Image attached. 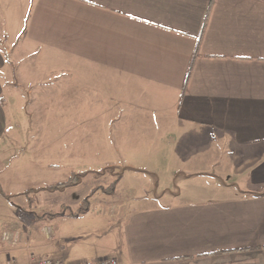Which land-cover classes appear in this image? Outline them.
I'll return each mask as SVG.
<instances>
[{
  "label": "crops",
  "instance_id": "crops-1",
  "mask_svg": "<svg viewBox=\"0 0 264 264\" xmlns=\"http://www.w3.org/2000/svg\"><path fill=\"white\" fill-rule=\"evenodd\" d=\"M62 109L102 126L119 177L113 198L46 219L28 143ZM127 175L142 185L117 194ZM0 186V264H264V1L0 0Z\"/></svg>",
  "mask_w": 264,
  "mask_h": 264
},
{
  "label": "rangeland",
  "instance_id": "rangeland-1",
  "mask_svg": "<svg viewBox=\"0 0 264 264\" xmlns=\"http://www.w3.org/2000/svg\"><path fill=\"white\" fill-rule=\"evenodd\" d=\"M16 15V14H15ZM24 17L28 16V13L23 14ZM21 30L17 28L9 29L10 36L14 39V55H18L21 53V40L19 38ZM30 46L27 45L25 47L26 50L31 54V61L36 58L37 52L31 51ZM37 47V46H36ZM48 55H54L53 52L47 51ZM62 112L61 118H56V123L54 125V119L47 120L45 135H39V137H35L34 139H30L28 146L30 148L31 153H36L38 149L42 150V153L45 157V162L42 163L45 166V170L38 171L37 173H31L28 178L24 179V183H31L38 181H42L44 185L54 184L58 182L64 181L71 173L73 172H81L86 170L91 171H100L107 165L106 161L108 160H116L118 156L114 154H109L106 150L103 151L101 141L102 135V126H91V125H80L75 126L74 124L66 121L69 119V116L66 114L69 110H47L49 112ZM31 112V120H32V129L33 132L41 131L42 125H37V119L40 116L42 110H30ZM53 117V115H51ZM47 119V118H46ZM70 120V119H69ZM39 121V120H38ZM35 123V125L33 124ZM40 128V129H39ZM32 132V131H31ZM97 139V141L90 140L91 137ZM39 139V140H38ZM99 139V140H98ZM27 143V142H26ZM25 143V144H26ZM115 157V158H113ZM41 161V157H39ZM31 162L36 163L37 157L31 156ZM120 171L121 167H117ZM37 172V170H36ZM116 172H106L102 175H89L82 180V182L75 186L66 188L63 191H45L39 194L35 198L38 203L32 204L29 209L34 211H59L61 203H67L68 206L78 204L90 195L91 191L94 189L91 197L97 198L98 195L104 197L106 195L110 197H114V195L108 191L109 184L113 182V180L117 176ZM35 179V180H33ZM143 182V181H142ZM141 181L130 178L129 175L123 179V181L118 185L116 193L120 190V195H123L121 191L124 190L125 187H135V184L140 187L142 185ZM94 186V188H93ZM92 187V188H91ZM101 190V191H100ZM98 191V194H94ZM103 191V192H102ZM91 199V198H90ZM18 204L16 205L20 210L27 208L26 205L20 204L21 200H15ZM115 204L116 200L109 203ZM108 204V203H107ZM76 205L75 207H77ZM113 206V205H112ZM22 212V211H21Z\"/></svg>",
  "mask_w": 264,
  "mask_h": 264
},
{
  "label": "trees",
  "instance_id": "trees-1",
  "mask_svg": "<svg viewBox=\"0 0 264 264\" xmlns=\"http://www.w3.org/2000/svg\"><path fill=\"white\" fill-rule=\"evenodd\" d=\"M261 1H264V0H261ZM113 171H114L113 167H105V168H103V170H100V171L86 170V171H81V172H73L62 182L44 185L43 187L35 189V190L27 189L25 191V194L30 193V192H37V191H49V192L63 191L66 188L75 187V186L79 185L82 182V180L89 175L97 176V175L105 174L106 172L111 173ZM118 177H119V174H117L116 179H114L113 182L109 185L108 191L115 188V185L118 181L117 180ZM0 191L3 193L1 186H0ZM93 191H94V189L91 191L89 196H87L85 199H82V201L78 204L77 207H71L68 205H61L60 210L57 212H55V211H48V212L42 211V212H40V214L38 216L41 218H46V219H51V218L58 217V216L78 217L79 215L88 211V209L90 207V198L93 194ZM5 197L7 199H9V196L5 195Z\"/></svg>",
  "mask_w": 264,
  "mask_h": 264
},
{
  "label": "built area",
  "instance_id": "built-area-1",
  "mask_svg": "<svg viewBox=\"0 0 264 264\" xmlns=\"http://www.w3.org/2000/svg\"><path fill=\"white\" fill-rule=\"evenodd\" d=\"M5 239H9L8 235H4ZM5 264H118V260L113 256H103L97 259H86L76 262L66 261L54 256L31 257L27 259H10Z\"/></svg>",
  "mask_w": 264,
  "mask_h": 264
}]
</instances>
